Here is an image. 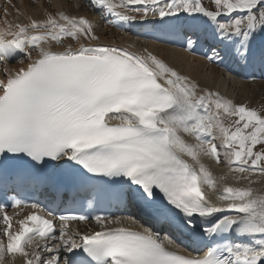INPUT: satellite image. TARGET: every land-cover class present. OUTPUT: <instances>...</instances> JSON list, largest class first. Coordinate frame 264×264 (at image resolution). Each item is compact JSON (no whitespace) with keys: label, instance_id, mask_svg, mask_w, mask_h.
I'll return each instance as SVG.
<instances>
[{"label":"snow or ice","instance_id":"snow-or-ice-1","mask_svg":"<svg viewBox=\"0 0 264 264\" xmlns=\"http://www.w3.org/2000/svg\"><path fill=\"white\" fill-rule=\"evenodd\" d=\"M210 2L90 0L117 27L199 22L212 40L209 60L248 63L258 53L264 66V0ZM97 27L63 9L0 27V62L23 58L0 79V264L17 255L23 264H264V188L253 187L264 180V106L202 87L147 47L103 43ZM205 156L238 182L222 186L221 205L204 190L218 187ZM57 174L92 195L89 205L138 201L145 224L70 209L57 216L17 191ZM24 209L32 211L16 220ZM90 219L98 231L70 226ZM164 228L206 243L188 253Z\"/></svg>","mask_w":264,"mask_h":264},{"label":"bare ground","instance_id":"bare-ground-1","mask_svg":"<svg viewBox=\"0 0 264 264\" xmlns=\"http://www.w3.org/2000/svg\"><path fill=\"white\" fill-rule=\"evenodd\" d=\"M5 9H7L6 15ZM61 9L73 15H83L92 19L98 25L97 32L101 36L103 43L130 47V34L122 32L114 28V25L107 23L99 12L91 7L90 0H0V27H3L6 21L10 23H28L30 18L45 19L49 12H55ZM145 47L154 54L165 59L181 73L187 74L199 81L202 87L219 91L222 95L232 98L236 102H246L258 108L264 106V81H240L237 78H231L223 74L217 63L212 61V64L208 65V62L203 59L195 58L183 50L167 45L154 42H141V44H138V47H136L137 49L130 48L133 51H141ZM25 63H27L26 60ZM20 66L19 62L13 65H1L0 79L5 78L6 74L3 71L4 68L13 70L18 69ZM189 139L194 142L193 138ZM185 158L188 159L190 163H194L191 158ZM202 160L218 178V187L215 191L210 190L207 186H205L204 190L214 203L221 205L224 202L218 199V195L220 194L222 186L225 184L235 185L238 182L235 177L229 173L226 163L221 162L218 164L214 159L207 156L202 157ZM226 174V180H219V177ZM253 187L256 189L264 188V180L255 183ZM126 224L128 223L126 222ZM136 225L140 227L141 224L139 223ZM78 229L89 231L90 228L85 225H80ZM6 264H23V259L18 255L15 258L6 257Z\"/></svg>","mask_w":264,"mask_h":264},{"label":"rangeland","instance_id":"rangeland-1","mask_svg":"<svg viewBox=\"0 0 264 264\" xmlns=\"http://www.w3.org/2000/svg\"><path fill=\"white\" fill-rule=\"evenodd\" d=\"M207 1V2H206ZM205 3H206V5L207 6H209V7H211L212 6V4H211V2H210V0H205ZM210 4V5H209Z\"/></svg>","mask_w":264,"mask_h":264}]
</instances>
